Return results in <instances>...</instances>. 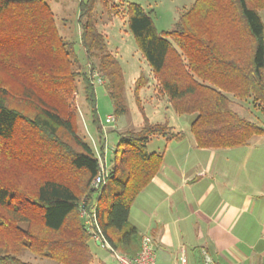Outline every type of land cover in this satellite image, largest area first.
Returning <instances> with one entry per match:
<instances>
[{
  "label": "trees",
  "instance_id": "obj_1",
  "mask_svg": "<svg viewBox=\"0 0 264 264\" xmlns=\"http://www.w3.org/2000/svg\"><path fill=\"white\" fill-rule=\"evenodd\" d=\"M96 3H79L80 58L48 0H0V264H33L22 259L26 252L55 264H93L82 200L96 202L115 249L127 254L139 241L137 253L141 237L129 221L130 208L164 161L163 151H149L148 143L153 136H184L146 117L139 129L122 131L113 149L120 163L96 195L92 181L100 163L80 128L79 81L101 148L95 69L115 114L126 111L124 74L97 27ZM109 9L127 17L174 111L196 114L190 130L198 147L236 148L264 135V126L231 106L233 98L251 99L264 113V0H194L161 32L138 2ZM143 79L135 83L137 100Z\"/></svg>",
  "mask_w": 264,
  "mask_h": 264
},
{
  "label": "crops",
  "instance_id": "obj_2",
  "mask_svg": "<svg viewBox=\"0 0 264 264\" xmlns=\"http://www.w3.org/2000/svg\"><path fill=\"white\" fill-rule=\"evenodd\" d=\"M195 117L184 118L187 129L176 131L182 138L149 141L148 150L163 151L164 161L133 202L129 221L140 237L151 236L156 264H264V171L223 162L233 148L198 147L190 130ZM152 122L170 124L166 118ZM170 125L174 131L175 124ZM139 246L138 241L127 254L117 250L132 256ZM91 250L93 264H112Z\"/></svg>",
  "mask_w": 264,
  "mask_h": 264
},
{
  "label": "rangeland",
  "instance_id": "obj_3",
  "mask_svg": "<svg viewBox=\"0 0 264 264\" xmlns=\"http://www.w3.org/2000/svg\"><path fill=\"white\" fill-rule=\"evenodd\" d=\"M129 2L140 3L150 13L157 29L161 32L172 29L180 13L191 6L194 0H97L95 9L97 27L105 34L108 48L118 59L125 80L123 96L126 111L117 114H115L114 105L103 84H96L97 107L103 127V148H101L98 140L99 133L93 123L90 108L85 100L82 81H79L76 104L79 110L82 133L86 135L95 155H98L96 151L97 147L102 158H105L107 170L114 169L120 163L119 156L114 153L113 149L118 143L120 133L125 129H139L146 117L152 121L166 118L170 121V124H175L174 131L186 130L184 120L190 115L177 114L172 106H169L167 98L160 95L158 82L154 74H151L152 69L142 55L134 35L129 29L127 17L110 14L109 8L113 4H127ZM48 3L56 14V22L60 33L76 44L79 57L82 58L80 45L81 25L78 20L80 0H48ZM260 14L264 21V10H261ZM140 76L144 77L143 81L145 85L140 89L138 94L139 100H137L135 83ZM231 106L242 116L264 126V113L254 106L251 99L243 101L233 98ZM108 114L115 115V122L107 123L105 121ZM223 162L230 166L241 164L248 167H260L261 169L259 170L263 172L264 135L254 136L247 145L233 148L230 154L225 156ZM262 174L264 175V172ZM104 207L105 204H103L102 209ZM105 236L107 238L106 234ZM91 246L94 249V254L96 250L98 256L108 257L112 261V264H119L116 258L110 256L109 249L98 247L93 241H91ZM22 259L31 261L33 264H55L53 260L37 257L30 252L23 254Z\"/></svg>",
  "mask_w": 264,
  "mask_h": 264
},
{
  "label": "built area",
  "instance_id": "obj_4",
  "mask_svg": "<svg viewBox=\"0 0 264 264\" xmlns=\"http://www.w3.org/2000/svg\"><path fill=\"white\" fill-rule=\"evenodd\" d=\"M93 78L96 84L104 83L102 76H100L96 70L93 72ZM115 120L116 117L114 114H108L105 119L107 123H113ZM96 151L100 163V171L93 179L92 186L96 191V195H101L102 189L107 185L109 173L105 158H102V155L99 153L97 147ZM78 208L80 216L84 219L85 225L91 233L92 238L98 240L100 243L113 251L120 264H156V247L151 236L143 234L141 237L140 250L134 256H127L123 253H120L117 249L109 244V241L102 231L99 222L100 220L96 202L88 205L86 200H82L79 202ZM209 260L210 259L208 257L207 261Z\"/></svg>",
  "mask_w": 264,
  "mask_h": 264
}]
</instances>
